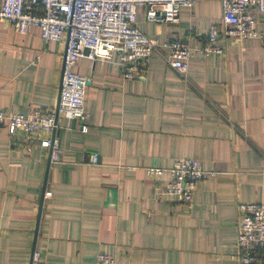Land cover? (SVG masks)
<instances>
[{"label": "crops", "instance_id": "crops-1", "mask_svg": "<svg viewBox=\"0 0 264 264\" xmlns=\"http://www.w3.org/2000/svg\"><path fill=\"white\" fill-rule=\"evenodd\" d=\"M144 14L135 26L158 47L140 78H122L117 53L74 67L87 78L86 133L62 115L54 134L0 126V264H30L34 249L43 264H94L99 253L119 264H238V205L264 204V40L218 39L222 54L191 56L181 75L167 64L169 43L203 47L210 26L221 29L220 3L182 8L176 24ZM255 28L264 32V14ZM64 38L0 21V111L55 110ZM52 136L58 162L41 146ZM180 159L213 172L191 206L158 200L170 176L146 171Z\"/></svg>", "mask_w": 264, "mask_h": 264}, {"label": "built area", "instance_id": "built-area-1", "mask_svg": "<svg viewBox=\"0 0 264 264\" xmlns=\"http://www.w3.org/2000/svg\"><path fill=\"white\" fill-rule=\"evenodd\" d=\"M203 0H1L0 21H7L15 32L25 34L37 28L44 42L59 41L64 35V55L59 84V98L53 112L34 111L28 117L0 111V126L12 134L16 129L29 136L40 131L54 134L56 118L62 115L80 122L81 132L86 133L87 115L83 109L87 78L76 73L74 67L81 58L96 61L110 59L117 53L123 79L142 76V62L157 49L158 44L149 40L135 26L138 9H143L148 23L178 22L182 8L191 7ZM220 3L221 29L211 25L203 47L192 49L181 40L169 43L170 54L166 61L170 68L181 75L188 69L191 56L204 57L222 54L223 49L214 43L223 37L237 42L264 40V32L255 28L258 17L264 14V0H208ZM50 151V162H58L60 149L52 136L41 142ZM92 163L98 162L93 154ZM149 176L167 172L170 180L161 188L158 200L164 195H174L178 201L191 206L197 182L213 175L201 168L197 159L176 160L168 169L150 167ZM46 197L51 195L45 192ZM238 264H264V204L238 205ZM30 264H43L37 250L31 252ZM94 264H119L111 255L99 253Z\"/></svg>", "mask_w": 264, "mask_h": 264}]
</instances>
